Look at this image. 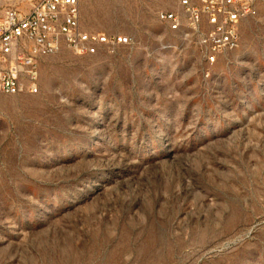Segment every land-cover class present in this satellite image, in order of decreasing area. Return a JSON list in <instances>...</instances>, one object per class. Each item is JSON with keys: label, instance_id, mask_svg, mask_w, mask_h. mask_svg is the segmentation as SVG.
Returning a JSON list of instances; mask_svg holds the SVG:
<instances>
[{"label": "rangeland", "instance_id": "obj_1", "mask_svg": "<svg viewBox=\"0 0 264 264\" xmlns=\"http://www.w3.org/2000/svg\"><path fill=\"white\" fill-rule=\"evenodd\" d=\"M79 9L131 42L0 94V264H264V2L214 65L158 20L175 0Z\"/></svg>", "mask_w": 264, "mask_h": 264}, {"label": "built area", "instance_id": "obj_2", "mask_svg": "<svg viewBox=\"0 0 264 264\" xmlns=\"http://www.w3.org/2000/svg\"><path fill=\"white\" fill-rule=\"evenodd\" d=\"M264 0H175L178 11H159L158 20L174 33L186 32L208 65L239 44L241 23ZM120 35L84 30L79 0H39L27 12L0 15V94H38L39 65L62 50L78 56L114 54L130 44Z\"/></svg>", "mask_w": 264, "mask_h": 264}]
</instances>
